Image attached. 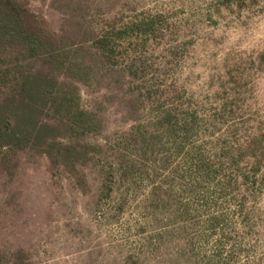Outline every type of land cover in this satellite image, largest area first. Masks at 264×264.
I'll list each match as a JSON object with an SVG mask.
<instances>
[{
    "label": "rangeland",
    "instance_id": "rangeland-1",
    "mask_svg": "<svg viewBox=\"0 0 264 264\" xmlns=\"http://www.w3.org/2000/svg\"><path fill=\"white\" fill-rule=\"evenodd\" d=\"M19 1L35 24L72 42L120 12L125 18L160 12L164 32L148 43L146 56L155 66L165 46L177 47L176 85L208 118L225 107L214 127L202 126L209 152L215 154L218 138L237 161L223 158L231 179L210 195L209 209L222 216L212 231L199 196L182 199L188 209L182 217L173 207L155 209L144 166L103 195L95 166L78 168L86 179L79 185L71 167L37 150L9 152L0 157V263L264 264V0ZM119 78L78 85L81 105L103 120L102 133L84 142L119 141L129 130L137 114Z\"/></svg>",
    "mask_w": 264,
    "mask_h": 264
},
{
    "label": "trees",
    "instance_id": "trees-1",
    "mask_svg": "<svg viewBox=\"0 0 264 264\" xmlns=\"http://www.w3.org/2000/svg\"><path fill=\"white\" fill-rule=\"evenodd\" d=\"M163 32L160 12L128 18L120 12L89 25L72 42L35 24L19 0H0V157L37 150L71 167L79 185L86 179L78 168L95 166L103 195L144 166L155 209L173 207L182 217L188 210L182 199L199 196L208 206L205 224L215 231L222 216L209 209L215 199L210 195L220 191L219 183L230 182L223 158L230 165L237 160L218 138L211 154L201 131L203 125L214 127L225 107H214L208 118L176 85L175 45L165 46L157 65L149 60L144 49ZM108 74L120 77L116 82L137 115L119 141L87 143L86 136L102 133L103 120L98 110L81 105L78 85L98 84ZM177 192L181 197L175 200L163 196Z\"/></svg>",
    "mask_w": 264,
    "mask_h": 264
}]
</instances>
